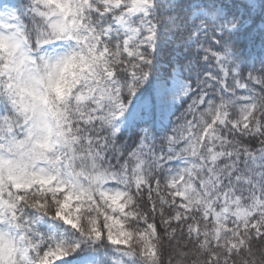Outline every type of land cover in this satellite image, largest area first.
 Wrapping results in <instances>:
<instances>
[{
	"label": "snow or ice",
	"instance_id": "snow-or-ice-1",
	"mask_svg": "<svg viewBox=\"0 0 264 264\" xmlns=\"http://www.w3.org/2000/svg\"><path fill=\"white\" fill-rule=\"evenodd\" d=\"M0 264H264V0H0Z\"/></svg>",
	"mask_w": 264,
	"mask_h": 264
}]
</instances>
